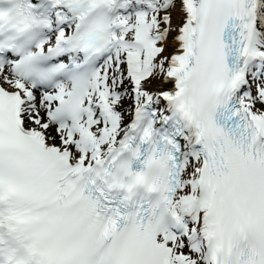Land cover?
<instances>
[{
	"label": "snow or ice",
	"instance_id": "6c2138e0",
	"mask_svg": "<svg viewBox=\"0 0 264 264\" xmlns=\"http://www.w3.org/2000/svg\"><path fill=\"white\" fill-rule=\"evenodd\" d=\"M0 264H264V0H0Z\"/></svg>",
	"mask_w": 264,
	"mask_h": 264
}]
</instances>
